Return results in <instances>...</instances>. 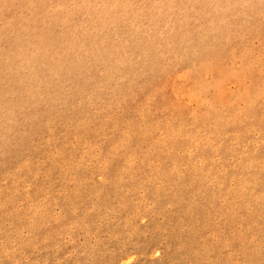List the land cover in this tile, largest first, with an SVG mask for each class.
<instances>
[{"label": "rangeland", "instance_id": "rangeland-1", "mask_svg": "<svg viewBox=\"0 0 264 264\" xmlns=\"http://www.w3.org/2000/svg\"><path fill=\"white\" fill-rule=\"evenodd\" d=\"M0 264H264V0H0Z\"/></svg>", "mask_w": 264, "mask_h": 264}, {"label": "bare ground", "instance_id": "bare-ground-1", "mask_svg": "<svg viewBox=\"0 0 264 264\" xmlns=\"http://www.w3.org/2000/svg\"><path fill=\"white\" fill-rule=\"evenodd\" d=\"M209 48H210V46H209ZM202 51V50H201ZM214 55V54H213ZM213 55L211 56L212 58H213ZM209 57V56H208ZM214 57H215V55H214ZM202 61V60H201ZM200 61V62H201ZM203 61H204V59H203ZM207 60H205V62H206ZM200 62L198 63L199 64V66H200ZM208 62V61H207ZM204 63V62H203ZM141 166V165H140ZM146 167V166H145ZM141 169H142V167H141ZM152 175V174H151Z\"/></svg>", "mask_w": 264, "mask_h": 264}]
</instances>
